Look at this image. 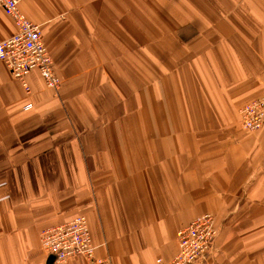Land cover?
Listing matches in <instances>:
<instances>
[{"label":"crops","instance_id":"1","mask_svg":"<svg viewBox=\"0 0 264 264\" xmlns=\"http://www.w3.org/2000/svg\"><path fill=\"white\" fill-rule=\"evenodd\" d=\"M60 89L0 62V264H59L43 231L88 219L96 259L157 264L212 214L207 264H264V0H24ZM17 32L0 8V41ZM62 264H91L78 257Z\"/></svg>","mask_w":264,"mask_h":264},{"label":"built area","instance_id":"2","mask_svg":"<svg viewBox=\"0 0 264 264\" xmlns=\"http://www.w3.org/2000/svg\"><path fill=\"white\" fill-rule=\"evenodd\" d=\"M24 0H0V8L11 17L17 27L13 36L0 41V62L7 66L12 75L28 92L27 77L38 71L47 88L60 89V80L54 69L53 59L45 45L40 26L28 20L19 10ZM244 130L257 132L264 129V94L240 110ZM216 217L205 214L177 233V255L170 261L158 259L157 264H207L215 249L220 229ZM43 250L59 263L74 258H84L91 264H111L96 259L88 219L84 216L49 228L41 234Z\"/></svg>","mask_w":264,"mask_h":264},{"label":"rangeland","instance_id":"3","mask_svg":"<svg viewBox=\"0 0 264 264\" xmlns=\"http://www.w3.org/2000/svg\"><path fill=\"white\" fill-rule=\"evenodd\" d=\"M215 250V249H214Z\"/></svg>","mask_w":264,"mask_h":264}]
</instances>
